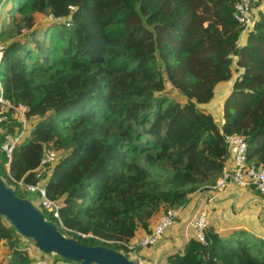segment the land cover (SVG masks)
Instances as JSON below:
<instances>
[{
    "label": "trees",
    "instance_id": "obj_1",
    "mask_svg": "<svg viewBox=\"0 0 264 264\" xmlns=\"http://www.w3.org/2000/svg\"><path fill=\"white\" fill-rule=\"evenodd\" d=\"M239 1L0 2L11 7L0 31V81L9 101L30 109L11 174L35 184L44 150L60 153L47 196L62 203L63 234L130 258L122 243L215 182L226 135L244 137L248 161L264 167V15L240 46ZM70 6L71 27L37 28L41 16L68 15ZM224 83L232 88L220 127L204 107ZM168 85L183 101L166 94ZM3 163L0 152V175L22 197ZM193 234L163 264H264V243L247 232L222 237L208 222L207 245ZM24 241L0 217V244L10 250L4 264H35Z\"/></svg>",
    "mask_w": 264,
    "mask_h": 264
},
{
    "label": "built area",
    "instance_id": "obj_2",
    "mask_svg": "<svg viewBox=\"0 0 264 264\" xmlns=\"http://www.w3.org/2000/svg\"><path fill=\"white\" fill-rule=\"evenodd\" d=\"M69 9L70 14L68 15L55 17L50 14L46 18H43L42 21L71 27L72 23H69L66 17L71 15L76 9L73 6H70ZM261 15H264V0H241L236 5L234 17L243 27V34H245L254 29ZM2 25L3 23L0 22V31ZM4 50L5 46L0 44V64L4 55ZM29 111L30 109L27 105L23 103H12L5 97L4 89L0 81V134L2 136L0 152L4 158L3 164L8 180L13 184L18 185L22 191L37 193L39 199L35 205L39 206L38 208L41 209L45 215L48 213L50 215V220L54 221L56 224L58 222L63 229L67 230L63 226L60 215L62 203L52 200L47 196L49 167L58 162L60 159V153L52 148L44 150L41 163L34 171L37 179L35 184L27 183L24 180L17 181L11 174L15 150L29 134ZM221 113L222 121L220 124L217 122L220 127L226 123L223 110ZM15 123L18 124L16 130L11 131L9 126ZM225 143L227 152L222 157L224 164L221 174L216 178L213 184L202 188L198 193L206 190L210 191V201H214L218 194L225 192L230 186H233L234 188L239 189L256 190L258 194L264 198V167L248 161V145L245 138L235 134L226 135ZM213 192L215 194H213ZM186 206L187 205L169 208L158 216L150 233L144 234L138 241L122 243V245L130 251L129 255H133L141 263H145L142 256L138 255L136 251L138 249L147 250L163 241L168 231L175 226L176 220L180 217ZM208 219V213L201 212L194 222L195 235L204 245H207L205 230L208 224ZM67 231L69 232V230ZM84 237L87 236L84 235ZM90 237L92 238V236ZM261 241L264 243V236L261 237ZM35 264H45V261L39 259L38 261L36 260Z\"/></svg>",
    "mask_w": 264,
    "mask_h": 264
},
{
    "label": "water",
    "instance_id": "obj_3",
    "mask_svg": "<svg viewBox=\"0 0 264 264\" xmlns=\"http://www.w3.org/2000/svg\"><path fill=\"white\" fill-rule=\"evenodd\" d=\"M0 217L46 257H56L72 264H145L126 257L118 250L99 245L89 246L65 236L58 225L48 219L30 199L18 196L1 175ZM162 258L156 264H162Z\"/></svg>",
    "mask_w": 264,
    "mask_h": 264
},
{
    "label": "crops",
    "instance_id": "obj_4",
    "mask_svg": "<svg viewBox=\"0 0 264 264\" xmlns=\"http://www.w3.org/2000/svg\"><path fill=\"white\" fill-rule=\"evenodd\" d=\"M228 94L226 96H228ZM223 103L221 109L223 108ZM213 194L215 193L213 192ZM210 198L211 193L207 190L199 193L197 192L190 196V202L179 217L186 219V222L178 228L179 232L176 233L175 236L172 235L171 232L173 227L161 245L144 251V253H146L144 256L148 257V260L146 258L147 264H156L161 257H163V264L167 254L172 253L174 249H178L185 238L194 235V230H189V227L190 225H192V227L194 226V222L201 212L208 213V222L215 225L218 233L222 237H229L235 232L244 231L261 240V237L264 236V198L261 197L256 190L239 189L230 186L225 192L218 194L214 201H210ZM230 200H232L233 206ZM155 221L156 219L153 221L151 229ZM186 223L189 224L187 225L188 228L185 230L186 235L183 236L181 228ZM145 233L143 228H141L138 231L137 237H142ZM137 237L134 241L138 240ZM176 241H178L177 245L174 244Z\"/></svg>",
    "mask_w": 264,
    "mask_h": 264
},
{
    "label": "rangeland",
    "instance_id": "obj_5",
    "mask_svg": "<svg viewBox=\"0 0 264 264\" xmlns=\"http://www.w3.org/2000/svg\"><path fill=\"white\" fill-rule=\"evenodd\" d=\"M5 6L6 5H4V6H2L0 8V20H1L0 22L1 23H4V24H7L8 22H10V16H9L10 14H6V12L9 13L11 7H10V5L8 7H5ZM67 18H68V16H67ZM38 20L39 21H38V25H37L38 27L37 28H39V26L41 24H49V23H46V22L42 21L43 20V16H41ZM247 34L248 33H245V34H243L240 37L241 38V39H239V45L240 46L242 45V43L245 42V39H246ZM236 76H238V74L235 75V78H236ZM231 85H232V83H225L223 85H220L218 87L217 91H216V96H215L214 100L211 102L210 105L204 107L208 112H210V113H212L214 115L215 122L216 123L218 122L220 124L221 121H222V113H221L222 112V109H221V106H222V103H223L224 99L227 97L226 95L230 92ZM166 94H168L171 98H174L177 101H183V98L180 96V94H178V92L176 90H174L171 87V85H168L167 86ZM20 195L22 197H24V198L30 199L31 201L32 200L33 201H38V199H39V196H38L37 193H33V192H29V191H24L23 193H20ZM230 202H231V205L233 206L232 200H230ZM37 207H39V206H37ZM46 216H47L48 219H50V215L48 213H46ZM182 218L183 217H181L178 220H176L175 226L171 230L172 235L175 236V234L179 232V229L178 228H180L181 225L186 222V219H184V218L182 219ZM188 224L186 223L181 228L182 229L181 233H182L183 236L186 235L185 230L188 228L187 227ZM193 227H192V225H190V227H189L190 229L189 230H194ZM184 228H185V230H184ZM150 229H151V227H150ZM143 230L146 233H147V231H149L148 229H143ZM237 233H239V231L238 232H235L234 234H237ZM249 237H252V236H249ZM253 238H256V237L254 236ZM174 244L177 245L178 244V241H176ZM24 247H25V249H28L29 250V252L32 255V257H34L37 261L39 259H41V260L45 261V264H65V262L56 261V257H46L40 251H38L34 247V245L32 244V242L29 241V240H25L24 241ZM9 252H10L9 248L6 245H4V243H1L0 244V264H4L5 263V260L9 259V257H10ZM144 254H146V253H143L141 251L139 252V255H141V256H144ZM129 257H131L133 260H137V258H135V256H133V255H130ZM142 258H143V261L145 262V264H147L148 257L147 256L146 257L144 256ZM146 258H147V260H146Z\"/></svg>",
    "mask_w": 264,
    "mask_h": 264
}]
</instances>
